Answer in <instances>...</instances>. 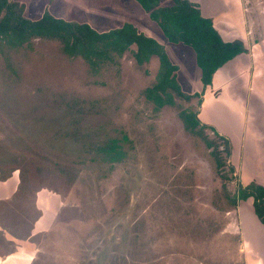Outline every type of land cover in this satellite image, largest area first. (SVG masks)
<instances>
[{"label": "rangeland", "instance_id": "1", "mask_svg": "<svg viewBox=\"0 0 264 264\" xmlns=\"http://www.w3.org/2000/svg\"><path fill=\"white\" fill-rule=\"evenodd\" d=\"M12 1L24 5L28 18L48 11L100 32L134 21L143 32L151 24L192 98L174 93V104L161 108L147 100L157 57L138 64L127 52L93 70L67 55L58 39L38 37L18 47L0 40V264H264L254 199L233 201L246 182L237 169H218L208 145L220 140V130L214 111L204 108L209 101L195 51L170 42L135 0ZM194 1L222 29L231 27L234 38L226 40L249 44L248 54L261 64L252 74L264 80V0ZM243 57L217 74L233 77L229 69ZM242 66V82L235 77L213 106L234 143L246 144L237 154L244 174L258 177L264 83H253L241 112L235 84L241 91L253 86ZM182 110L197 112L209 126L199 134L186 130ZM111 144L117 149L109 152Z\"/></svg>", "mask_w": 264, "mask_h": 264}, {"label": "trees", "instance_id": "2", "mask_svg": "<svg viewBox=\"0 0 264 264\" xmlns=\"http://www.w3.org/2000/svg\"><path fill=\"white\" fill-rule=\"evenodd\" d=\"M158 24L164 35L172 43H183L196 54V63L201 70V81L205 86L212 83L213 75L227 61L246 52L239 39L226 41L215 27L213 19L204 16L198 3L191 0H173L171 5H161V0H136ZM58 39L63 43L64 52L71 57H82L93 70L104 64L116 62L118 57L132 52L138 64L159 60L156 81L144 90L147 100L161 108L174 104V93L192 98L182 92L177 83V66L170 60L164 46L154 37L140 32L135 24L124 23L121 27L100 32L88 23L68 21L45 11L38 19L24 15V5L17 1L0 0V40L10 47H18L33 38ZM135 46V47H134ZM180 117L186 130L199 134L206 127L198 113L182 110ZM219 141H208L217 160L218 169L228 167L235 171L229 158L232 154L230 139L215 129ZM220 143V144H219ZM223 145V148H221ZM109 152L116 145H106ZM222 152V154H221ZM254 199V212L264 224V186L251 182L240 183L233 201Z\"/></svg>", "mask_w": 264, "mask_h": 264}, {"label": "crops", "instance_id": "3", "mask_svg": "<svg viewBox=\"0 0 264 264\" xmlns=\"http://www.w3.org/2000/svg\"><path fill=\"white\" fill-rule=\"evenodd\" d=\"M136 1V0H135ZM162 1L163 0H161V5L163 4L162 3ZM191 1H194V0H191ZM137 2V1H136ZM194 2H196V3H199V1H194ZM171 4H173V0H171V3H168V4H166V5H171ZM200 4V3H199ZM201 6H202V4H201ZM224 9H225V7H224ZM201 10H202V8H201ZM148 14V13H147ZM207 14V16L208 17H211L212 19H213V22H214V25H215V27L219 30V32H220V34L222 35V37H223V39L224 40H226V39H228V38H231V39H233L234 38V36L233 37H228V33H227V30H229V29H231V27L230 28H225L226 30H224V28L222 29L221 27H220V25L216 22L217 21V19H215V16H209L210 14L209 13H206ZM149 15V14H148ZM214 17V18H213ZM223 16H220L219 17V20H221V18H222ZM225 18H226V16H225ZM151 19V18H150ZM152 20V19H151ZM227 20H229V17L227 16V18H226V22L227 23H229ZM233 19H231V21H232ZM134 21V20H133ZM153 21V20H152ZM230 21V22H231ZM150 22V21H149ZM154 22V21H153ZM156 23V22H155ZM133 24H135L136 25V27L138 28V30H139V28H140V30H141V26L142 25H139L137 22H133ZM148 24V25H147ZM146 24V27H147V29H142V31L146 34V35H148V36H151L152 34H151V24H149V23H147ZM157 24V23H156ZM158 25V24H157ZM153 27V26H152ZM159 27V26H158ZM154 28V27H153ZM160 28V27H159ZM139 30V31H140ZM161 30V29H160ZM221 30H223V32L221 31ZM162 31V30H161ZM141 32V31H140ZM153 36V35H152ZM151 36V37H152ZM242 37L244 38V39H246V36L243 34L242 35ZM262 38H263V35H262ZM226 41H230V40H226ZM245 41V40H244ZM248 49V51H246V52H243V53H241L242 55H244V59H240V60H237V61H235V63H233L232 65H231V69H229L232 73H234V76L233 77H231V78H229V79H225V78H221L220 77V75H218L217 73H221V70H223L222 69V67L223 66H225L229 61H227V63L226 64H224L222 67H220L219 69H217V71L214 73V75H213V79H212V83L211 84H208L207 86H205L204 87V85L202 84V82H201V84L203 85V87H204V94H205V92H206V96H207V99H208V101H209V103H207L206 105H204V108H205V110H207V111H209V112H212V110L214 111V112H212V116L216 119L215 120V124L216 125H214L215 127H217L220 131H218L220 134H222V135H224V136H226V137H228L229 139H230V142H231V145H232V154H231V156H230V158H229V160H230V162L234 165L233 167L235 168V171H236V169L238 170V173L240 174V176H241V178L240 179H242V180H244L245 182H246V185H247V183L249 184V183H251V182H256L257 184H260V185H262V186H264V163H262V165L260 166V172H261V174L260 173H258V177H255L256 176V174H254V176H252V175H250V171L248 170V175L246 176L245 174H244V170H243V168H242V166H243V162L240 160V158L238 157V155L237 154H242V152H243V150H244V148H245V145L246 144H244V142H243V140H242V144L240 145V146H238V145H236L235 143H234V135L231 133V129L229 130V129H227L224 125H223V123H221L219 120H218V118H217V110H216V108L213 106V104H215V102H216V100H220V98L222 97V96H224V95H226L227 96V89H228V87H230L231 86V83L233 82V80H235V79H237V78H235V77H238V80L239 81H241L242 82V79L240 78V77H243L244 78V75H245V68L242 66V63L243 64H245V65H247V68H246V74H247V76H248V78L249 77H253V81H251L249 84L250 85H252L254 82H257V83H259V84H263L264 83V80H262V79H260L259 77H258V79H255L254 78V75L252 74V69H254V67H256V64L258 65V63L255 61L256 59H252L251 58V56L248 54L249 53V50H250V47H249V44L247 43L246 45H245ZM261 53H264V49L263 50H261L260 51ZM241 54H239V55H241ZM239 55H237V56H235L233 59H231V60H234L236 57H238ZM261 58V57H260ZM252 61V62H251ZM261 64H259L258 66V69L261 67L260 66ZM255 71V70H254ZM243 74V75H242ZM258 74H262L263 75V73H261V70L259 71V73ZM261 75V76H262ZM217 76V77H216ZM264 76V75H263ZM215 77H216V79H215ZM218 78V79H217ZM235 78V79H234ZM201 80V79H200ZM242 84V83H241ZM243 85V84H242ZM246 85V83H245V79H244V86ZM253 87H254V84H253V86H250V91H247L246 89H244V91H241V90H239V85H236L235 84V89H234V91H233V95H234V97L236 98V100L238 99L239 100V102H240V107H241V112H242V103H244L245 101L247 102V100H248V97H249V95L250 94H247V92H251V90L253 89ZM213 89H217V90H221V92H220V94L218 95V96H213L212 95V92H213ZM249 90V89H248ZM231 94H229V96H230ZM242 98L244 99V100H242ZM202 101H204V99L202 100ZM219 102V101H218ZM239 104V103H238ZM242 137V136H241ZM256 149V148H255ZM242 162V163H241ZM240 164V165H239ZM250 164V163H249ZM263 170V171H262ZM242 183V182H241ZM243 184V183H242ZM257 217V216H256ZM259 222H260V228L261 229H264V224L259 220Z\"/></svg>", "mask_w": 264, "mask_h": 264}]
</instances>
